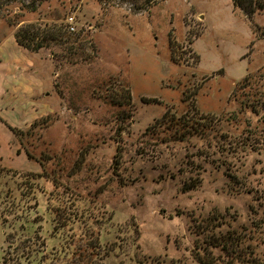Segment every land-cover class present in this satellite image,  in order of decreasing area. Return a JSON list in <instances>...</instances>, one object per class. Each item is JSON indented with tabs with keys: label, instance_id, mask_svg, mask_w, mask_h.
Wrapping results in <instances>:
<instances>
[{
	"label": "rangeland",
	"instance_id": "obj_1",
	"mask_svg": "<svg viewBox=\"0 0 264 264\" xmlns=\"http://www.w3.org/2000/svg\"><path fill=\"white\" fill-rule=\"evenodd\" d=\"M0 116V264L264 263V11L0 0Z\"/></svg>",
	"mask_w": 264,
	"mask_h": 264
},
{
	"label": "trees",
	"instance_id": "obj_2",
	"mask_svg": "<svg viewBox=\"0 0 264 264\" xmlns=\"http://www.w3.org/2000/svg\"><path fill=\"white\" fill-rule=\"evenodd\" d=\"M232 1H233L234 6L246 12L249 18L253 17L254 14L257 13L258 11H264V0H232ZM40 32H42L41 29L37 27L34 30L33 35L30 34V36L28 37H31L32 38L31 40H33L37 36V34H39ZM25 33L29 34L30 32L28 30ZM171 34L172 33H170V35ZM28 37L25 34H22L19 32L16 33L17 41L19 42L21 46L29 45L25 40ZM170 42L172 46L173 40L170 39ZM38 46H42V45L38 44ZM173 59L176 62H180V60H178L175 57H173ZM0 121L4 123L15 135L17 136L20 135L19 134L20 129L9 124L5 119L2 118V116H0ZM214 121H215L214 116L200 112L195 106H193L192 108H190V110L186 111L184 114L180 116H176V114L173 113L171 108H167L165 113L160 118H157L156 121L152 125L148 126L147 131L148 133L152 132V133L161 134V135L162 133H166L167 136H162L163 138L161 139L164 141L171 139V137H173L177 141H184L186 137L190 135H194L195 132L205 133L206 129L214 125ZM38 123H39V120L35 121L31 128L36 127ZM27 154L30 158L33 157L30 152H27ZM38 161L42 164L44 168L43 162H41L40 160ZM193 187H195V185L185 186L186 190L192 189ZM63 250L64 249H62L61 251ZM61 251L59 252V254H61ZM44 258L48 259L49 257L45 256ZM198 260L200 261L201 264H213L210 260L202 256H198ZM7 261H8L7 258H4V262L6 263ZM17 261L15 262L16 264L25 263V262H21L20 258H18ZM256 264H264V263L261 261H258Z\"/></svg>",
	"mask_w": 264,
	"mask_h": 264
},
{
	"label": "built area",
	"instance_id": "obj_3",
	"mask_svg": "<svg viewBox=\"0 0 264 264\" xmlns=\"http://www.w3.org/2000/svg\"><path fill=\"white\" fill-rule=\"evenodd\" d=\"M66 21H67V23L69 24L70 29H71L72 31H75V30H76L75 16H74V15H68V16L66 17Z\"/></svg>",
	"mask_w": 264,
	"mask_h": 264
},
{
	"label": "crops",
	"instance_id": "obj_4",
	"mask_svg": "<svg viewBox=\"0 0 264 264\" xmlns=\"http://www.w3.org/2000/svg\"><path fill=\"white\" fill-rule=\"evenodd\" d=\"M7 72V71H6ZM6 72H4V74H7ZM4 74H2V75H4ZM4 118V117H3ZM5 119V118H4ZM6 120V119H5ZM7 121V120H6ZM1 122V121H0ZM8 122V121H7ZM2 123V122H1ZM9 123V122H8ZM4 124V123H3ZM9 124H11V123H9ZM5 125V124H4ZM12 125V124H11ZM6 126V125H5ZM14 126V125H13ZM7 127V126H6ZM7 129L10 131V132H12L8 127H7ZM13 133V132H12Z\"/></svg>",
	"mask_w": 264,
	"mask_h": 264
}]
</instances>
